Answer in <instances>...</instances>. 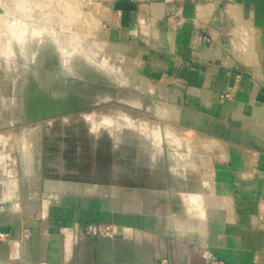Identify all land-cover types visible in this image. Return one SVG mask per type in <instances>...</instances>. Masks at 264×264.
<instances>
[{
  "label": "crops",
  "instance_id": "obj_1",
  "mask_svg": "<svg viewBox=\"0 0 264 264\" xmlns=\"http://www.w3.org/2000/svg\"><path fill=\"white\" fill-rule=\"evenodd\" d=\"M112 2L116 42L154 86L161 118L205 148L182 141L168 156L175 198L90 183L47 191L17 151L37 130L4 135L24 115L0 71V233L13 241L0 242V264H264V0ZM94 225L115 233H83Z\"/></svg>",
  "mask_w": 264,
  "mask_h": 264
},
{
  "label": "rangeland",
  "instance_id": "obj_2",
  "mask_svg": "<svg viewBox=\"0 0 264 264\" xmlns=\"http://www.w3.org/2000/svg\"><path fill=\"white\" fill-rule=\"evenodd\" d=\"M112 4L0 0V71L11 93L18 89L24 115L18 132L4 135L37 130L17 151L37 178L41 172L47 191L90 183L119 197L175 198L180 185L172 178L169 189L167 158L178 156L182 141L192 152L200 140L161 118L160 103L150 98L154 86L116 42ZM2 143L14 158L16 146Z\"/></svg>",
  "mask_w": 264,
  "mask_h": 264
},
{
  "label": "built area",
  "instance_id": "obj_3",
  "mask_svg": "<svg viewBox=\"0 0 264 264\" xmlns=\"http://www.w3.org/2000/svg\"><path fill=\"white\" fill-rule=\"evenodd\" d=\"M229 36L231 37V42H232V49L234 52L237 53H243V44H245V41L243 38H240V41L235 42L234 35L231 33H228ZM207 42H211L210 39H207ZM83 233H88L89 235L92 236H107V235H113L115 231L113 230V227L111 226H99V225H94L91 227H87L84 229ZM29 238V235L24 233L22 240H27ZM0 242H5L8 243L9 246H12V242L9 238L8 234L5 233H0ZM209 264H225L222 261L216 260V259H211Z\"/></svg>",
  "mask_w": 264,
  "mask_h": 264
},
{
  "label": "flooded vegetation",
  "instance_id": "obj_4",
  "mask_svg": "<svg viewBox=\"0 0 264 264\" xmlns=\"http://www.w3.org/2000/svg\"><path fill=\"white\" fill-rule=\"evenodd\" d=\"M88 176H89V174H88V172H87V173H86V177H88ZM84 177H85V176H84ZM86 180H87V179H86ZM103 180H104V179H102V181H103ZM106 180H107V179H106ZM108 181H109V180H108ZM109 182H110V181H109ZM109 182H108V185L110 184Z\"/></svg>",
  "mask_w": 264,
  "mask_h": 264
},
{
  "label": "water",
  "instance_id": "obj_5",
  "mask_svg": "<svg viewBox=\"0 0 264 264\" xmlns=\"http://www.w3.org/2000/svg\"><path fill=\"white\" fill-rule=\"evenodd\" d=\"M36 120H39V118H37Z\"/></svg>",
  "mask_w": 264,
  "mask_h": 264
}]
</instances>
